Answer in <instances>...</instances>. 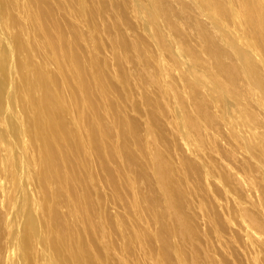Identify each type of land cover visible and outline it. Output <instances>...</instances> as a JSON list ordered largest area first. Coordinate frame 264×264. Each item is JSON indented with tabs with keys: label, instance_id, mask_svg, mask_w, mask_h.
Returning <instances> with one entry per match:
<instances>
[{
	"label": "rangeland",
	"instance_id": "374dc122",
	"mask_svg": "<svg viewBox=\"0 0 264 264\" xmlns=\"http://www.w3.org/2000/svg\"><path fill=\"white\" fill-rule=\"evenodd\" d=\"M261 28L264 0H0V264H264Z\"/></svg>",
	"mask_w": 264,
	"mask_h": 264
},
{
	"label": "bare ground",
	"instance_id": "6f19581e",
	"mask_svg": "<svg viewBox=\"0 0 264 264\" xmlns=\"http://www.w3.org/2000/svg\"><path fill=\"white\" fill-rule=\"evenodd\" d=\"M249 2H251L252 4H254L255 2H256V0H249ZM247 16L249 17V18H253V17H255V14L254 13H250L249 14V12H248V14H247ZM248 18V19H249ZM251 23H252V20L250 21ZM41 26V25H40ZM257 35H258V37L262 40V41H264V28H261V29H259V30H257ZM23 47V46H22ZM77 66V65H76ZM82 83V82H81ZM46 100V99H45ZM52 100V99H51ZM44 101V100H43ZM45 104V103H44ZM51 108V107H50ZM52 109V108H51ZM44 110V109H43ZM42 110V111H43ZM46 111V110H45ZM44 112V111H43ZM47 112V111H46ZM47 114V113H46ZM37 115H39V114H37ZM49 115V114H48ZM40 119V118H39ZM42 120V119H41ZM41 120H40V123H41ZM43 121V120H42ZM38 123V121H34V123ZM52 126V125H51ZM58 126V125H57ZM56 126V127H57ZM54 128H55V126H54ZM39 129V128H38ZM42 143V142H41ZM42 144H44V143H42ZM48 144V143H47ZM75 144V143H74ZM81 144V143H80ZM49 145V144H48ZM50 146V145H49ZM45 147V146H44ZM53 149V148H52ZM51 149V150H52ZM51 150L49 151V152H51ZM53 152V151H52ZM54 157H55V155H54ZM70 157V156H69ZM51 158V157H50ZM47 159V158H46ZM45 159V160H46ZM43 161V160H42ZM54 164V163H53ZM49 165V164H48ZM57 168H58V166H57ZM49 169V168H48ZM50 170V169H49ZM48 170V171H49ZM51 172V171H50ZM49 173V172H48ZM167 190H169V188L167 189ZM28 221H29V219H28ZM28 232H27V235L30 233V231H31V229L33 228L32 227V224L30 223L28 226Z\"/></svg>",
	"mask_w": 264,
	"mask_h": 264
}]
</instances>
